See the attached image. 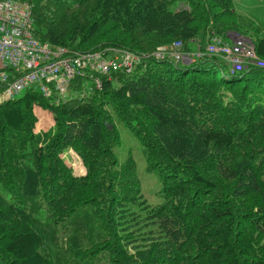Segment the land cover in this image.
Segmentation results:
<instances>
[{
  "label": "trees",
  "instance_id": "obj_1",
  "mask_svg": "<svg viewBox=\"0 0 264 264\" xmlns=\"http://www.w3.org/2000/svg\"><path fill=\"white\" fill-rule=\"evenodd\" d=\"M26 1L40 42L125 50L139 64L101 89L77 77L60 103L35 88L0 103V264H264V69L152 56L241 32L227 21L234 0ZM37 107L54 121L42 136ZM118 124L161 179L160 204L144 197L134 158L119 162Z\"/></svg>",
  "mask_w": 264,
  "mask_h": 264
},
{
  "label": "built area",
  "instance_id": "obj_2",
  "mask_svg": "<svg viewBox=\"0 0 264 264\" xmlns=\"http://www.w3.org/2000/svg\"><path fill=\"white\" fill-rule=\"evenodd\" d=\"M31 14V5L26 0H0V85L4 87L0 103L32 88L47 98L57 95L56 102L60 103L70 95L71 81L77 77L101 89L102 76L131 72L139 64V57L125 50L70 52L40 42L33 36ZM227 39L232 41L208 33L204 51L198 48L187 53L183 43L176 41L168 50L159 49L152 56L188 64L207 55L221 58L234 72L252 65L264 69V61L257 56L251 39L239 35L236 38L228 35Z\"/></svg>",
  "mask_w": 264,
  "mask_h": 264
},
{
  "label": "rangeland",
  "instance_id": "obj_3",
  "mask_svg": "<svg viewBox=\"0 0 264 264\" xmlns=\"http://www.w3.org/2000/svg\"><path fill=\"white\" fill-rule=\"evenodd\" d=\"M234 10V13L228 16L229 19H227V21L233 22L236 26H239L241 32L239 30L231 29L228 30L224 36H226V38L228 35L230 38H236L238 35L246 36L254 43L255 37L253 28L264 30V0H234ZM197 42L199 43V41ZM19 95L15 96V98H18ZM34 112L38 117L36 133L42 136L51 132L54 128L52 114L49 111L38 107L34 109ZM117 128L121 136V143L116 149L119 162L121 163L125 161L129 155L134 158L137 164V172L144 197L151 205L160 204L162 199L159 198L158 194L162 188L161 179L157 174L147 171V160L144 156L143 147L140 141L122 124H118ZM62 158L74 169L76 175L81 176L85 174L82 161L72 148L64 150Z\"/></svg>",
  "mask_w": 264,
  "mask_h": 264
},
{
  "label": "crops",
  "instance_id": "obj_4",
  "mask_svg": "<svg viewBox=\"0 0 264 264\" xmlns=\"http://www.w3.org/2000/svg\"><path fill=\"white\" fill-rule=\"evenodd\" d=\"M232 40H230V39H227V42H231ZM195 48H194V50H197L198 48H200L197 44H195V46H194ZM1 96V95H0Z\"/></svg>",
  "mask_w": 264,
  "mask_h": 264
},
{
  "label": "water",
  "instance_id": "obj_5",
  "mask_svg": "<svg viewBox=\"0 0 264 264\" xmlns=\"http://www.w3.org/2000/svg\"><path fill=\"white\" fill-rule=\"evenodd\" d=\"M109 129H112L111 125L108 124Z\"/></svg>",
  "mask_w": 264,
  "mask_h": 264
},
{
  "label": "bare ground",
  "instance_id": "obj_6",
  "mask_svg": "<svg viewBox=\"0 0 264 264\" xmlns=\"http://www.w3.org/2000/svg\"><path fill=\"white\" fill-rule=\"evenodd\" d=\"M190 53V52H189Z\"/></svg>",
  "mask_w": 264,
  "mask_h": 264
}]
</instances>
